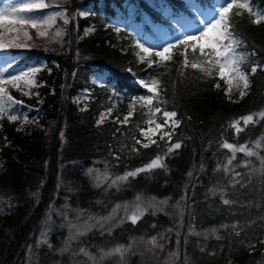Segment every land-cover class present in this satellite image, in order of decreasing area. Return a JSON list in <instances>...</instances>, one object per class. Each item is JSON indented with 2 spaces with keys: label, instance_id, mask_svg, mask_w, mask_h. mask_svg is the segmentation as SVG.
Masks as SVG:
<instances>
[{
  "label": "trees",
  "instance_id": "1",
  "mask_svg": "<svg viewBox=\"0 0 264 264\" xmlns=\"http://www.w3.org/2000/svg\"><path fill=\"white\" fill-rule=\"evenodd\" d=\"M129 1L65 0V44L20 51L18 62L43 58L46 66L34 96L38 111L23 124L6 116L0 120V264L92 260L81 249L95 257L91 264H264V119L254 116L247 126L241 121L240 132L231 126L264 111V21L254 23L246 10L229 15V30L240 42L237 51L246 55L241 67L250 77L247 94L231 102L224 87L217 88L221 79L215 71L209 77L185 67L181 45L170 59L151 66L138 60L132 51L137 35L128 25L117 28L110 22ZM136 1L141 13L157 19L158 11L186 2ZM84 5L91 12L82 17L78 10ZM250 5L264 13V0H250ZM86 26L95 30L86 35ZM186 55L189 63L205 59L199 49L189 48ZM253 66H258L255 73ZM95 73L106 75L104 84L91 82ZM150 80L158 81V95L147 106L139 98L153 94L139 81ZM84 89L93 99L80 109L73 99ZM107 109L111 118L99 122ZM129 110L128 123L113 120ZM167 110H175L180 120L167 144L181 147L169 152L165 142L137 143L151 116ZM257 139L260 147L248 158L237 152L232 159L223 147L255 146ZM158 154L165 167L112 186L116 177L146 166ZM103 168L111 173L100 183L92 172ZM140 194L167 201L166 213L148 210L135 224L120 218L98 223L115 204ZM153 237L156 244L147 247ZM117 245L131 246L123 259H101V249Z\"/></svg>",
  "mask_w": 264,
  "mask_h": 264
},
{
  "label": "rangeland",
  "instance_id": "2",
  "mask_svg": "<svg viewBox=\"0 0 264 264\" xmlns=\"http://www.w3.org/2000/svg\"><path fill=\"white\" fill-rule=\"evenodd\" d=\"M146 1L154 4V0H146ZM28 2H30V0H0V9H7L14 6H20ZM42 2L46 5L45 7L39 9H33L32 12L25 13L24 15L26 17H31L41 21L54 16L55 21L51 25H44L41 28H33L31 27L30 24H23V25L5 24L2 27H0V43L8 45L7 48L0 49V78L10 79L12 76H18L22 73L30 72V70L33 68L39 69V71L30 75L29 79L32 81L30 85L25 86L24 81L20 82L19 88L13 87L11 84L0 85V87L6 88L7 93L11 95L16 101L21 102L18 104H12L5 111V113L2 116H0V120L4 116L9 117V115H15L17 117L16 121H19L21 124H23L29 121L28 116L30 113H32L35 110L38 111L37 110L38 107L34 103V96L37 95L36 88L39 86V80H38L39 73L45 68L46 61L43 58H40V59L27 60L24 62L22 61L18 62L19 57H21L20 51L28 50L31 48H39L43 50H55L63 46L66 42L69 15H68V10L64 4L65 0H42ZM226 2L227 0H212L211 4H205L204 2H199L197 0H186V2L176 10H171L168 8L162 9L160 11L157 10L159 12L158 14H160V12L161 14L157 15L160 16L158 19H155L145 11L141 13L142 8L138 1L130 0L128 2L127 7L125 8L126 9L125 12L121 14H116L114 17H112L110 22H112L117 28H123L126 27L127 25L129 26V28L137 35L135 42L132 44V51L134 55L138 60L149 64L150 61H155V62L161 61L160 58L155 55V52L161 51L168 44L177 45V42L179 40H182L185 35L198 33L200 29L203 27L204 23L211 21L216 16V10L222 5H224ZM90 12H91V7L89 5L81 6L78 10L79 15L82 17L88 15ZM81 13H83V15ZM65 19L68 20L67 23H65ZM13 28L20 29V31L17 32L15 30H11ZM94 30L95 29L93 26H86L84 34L86 35L91 34ZM41 32H43L44 35H41ZM24 33H27V36L24 35ZM57 33L60 34L57 35ZM138 43L143 44L145 47L152 49L153 55L149 57L145 53H143L140 50V48L137 46ZM19 44H23L25 46L17 47L16 45ZM173 50L174 48L169 53L170 58ZM142 56L144 57L143 60H141ZM262 68H264V65L262 66ZM242 70L246 73V71L243 68ZM105 81H106V75L103 73H98V74L95 73L91 76V82L96 85H102L105 83ZM217 84H219V87L217 88L224 87L223 93L226 99L231 102H235L240 100L247 94L250 86V77L248 75L249 86L247 89H244L246 93L244 96L240 95L241 89H238L235 86L236 81H233V86L231 88L230 93L228 91V85L225 80H221V82H218ZM92 99H93L92 92L89 89H84L82 91H79L74 96L73 101L79 107H81L80 109H86L88 108L89 102ZM167 111H175V110H167ZM130 112H131V116H129ZM132 115H133V111L129 110L122 118L117 116L114 117L113 120H116L118 124H123L125 117H128L127 120L128 123ZM111 116H112V111H110L109 109L103 110L100 113L98 121L101 122L102 120V122H105L106 120H109ZM165 119L166 118L163 116V114L151 116L149 120L153 121V124L151 125L152 128H155L156 124H161L164 126L161 129L157 130L156 132H147V135H144L142 134V131H146L149 128V123H148L149 120H148L147 125L141 129L142 136L140 139H138V141H140V144L142 145L148 144L150 146L155 143L165 142V145L169 149L171 145L168 146L167 143L172 139L176 127L179 126L178 125L174 127L173 121H179L180 124V120L178 116H176L175 118L169 119L168 123L165 124ZM241 126L242 124H240V127ZM0 129H1V124H0ZM169 131H171L172 133L170 139L169 137L164 136V133ZM162 136H164L163 139H161ZM152 140H155L156 142L152 143ZM257 142H259L260 145V139L255 140L254 142L255 146H248L247 144H242V145L247 146L248 149H251L252 151L256 152L260 147V146L259 147L256 146ZM242 145H236V146L239 147ZM114 156L116 158L119 157L118 154H114ZM157 156L163 158V155L158 154L153 159H155ZM245 157L248 158L250 156L246 155ZM246 161L247 160L244 159L243 162L241 163H246ZM103 169L104 171L101 169H96V170L94 169L92 172L93 177L96 178L97 181H99L100 183L104 181L108 177V175H110L109 173H111V172L108 173L107 169L105 168ZM137 196L140 197L139 201H137L136 199ZM162 201H163L162 199L153 195H144V194L136 195L131 199L117 203L121 205V208L118 210L115 217H113L110 221L113 222L114 219L116 218H120L122 220L127 219L125 218L126 212L124 205L128 206L127 207L128 215H130L133 212L136 204H140L142 207H146L148 210L154 212L166 213L167 204L160 203ZM117 204H115V206ZM150 205H154V207ZM115 206L112 207L110 214H112ZM173 210L174 209H172L171 212H173ZM110 214L108 215V217L110 216ZM75 233H77V231ZM150 240L151 238H149V240H146L147 247L150 245L149 243H147V241ZM142 243L143 242L141 241V247H143ZM263 243H264V237H263ZM159 248L161 250L163 249L160 246ZM150 252L151 251L148 249V254ZM91 256L93 257V255ZM83 259L86 262L81 261L82 264L94 263L92 260H86L85 257Z\"/></svg>",
  "mask_w": 264,
  "mask_h": 264
},
{
  "label": "snow or ice",
  "instance_id": "3",
  "mask_svg": "<svg viewBox=\"0 0 264 264\" xmlns=\"http://www.w3.org/2000/svg\"><path fill=\"white\" fill-rule=\"evenodd\" d=\"M46 5L42 2V0H30V2L25 3L20 6H14L7 9H0V27H2L5 24L8 25H23V24H30L33 28H41L44 25H51L55 21V17H49L46 20H36L31 17H26L25 13L32 12L33 9H39L42 7H45ZM234 9L238 10H246L249 12L252 16L255 17L254 23L260 24L262 21H264V13L253 11L250 0H227V2L219 7L216 10V16L208 22H205L203 27L200 29V31L196 34H188L183 37L182 40H179L177 42L178 45H181L184 47L185 51V59H184V65L185 67L190 66L193 69H199L201 72H203L207 76H212L213 71H215L221 80H225L228 85V91L231 92V88L233 86V81H236V87L240 90V95L244 96L246 93L244 89H247L248 84V75L242 70L241 65L246 62V55L244 53L238 52L237 48L239 47V41L236 39L235 35L229 30L230 24H229V15L233 12ZM83 15V13H81ZM237 15L242 14L241 12H237ZM68 20L65 19V23H67ZM11 30H15L17 32L20 31V29L13 28ZM60 33H57L59 35ZM24 35L27 36V33H24ZM41 35H44L43 32H41ZM17 47H24L25 45L19 44L16 45ZM140 50L145 53L147 56H152L153 51L152 49L145 47L143 44L137 45ZM176 44H168L166 47H164L161 51L155 52V55L160 58L161 61L168 60L169 53L171 50L176 47ZM8 45L0 43V49L7 48ZM191 48L192 52L195 53L197 49H199V55L201 57H204L205 59L200 62H192L189 63L187 59V51ZM144 57H141V60H143ZM152 63H156L155 61H150L149 65L151 66ZM258 66H253L251 68L252 73H255L257 71ZM39 71V69L33 68L30 70V72L22 73L18 76H12L10 79H3L0 78V85L5 84H11L13 87H20V82L24 81L25 86L30 85L32 81L29 79L30 75L34 74L35 72ZM143 87L147 88L150 93H152V96L147 97H140V101L143 105L151 106L153 105V99L154 96L158 95V81L156 80H150V81H140ZM219 87V84L216 85ZM21 103L20 101H16L11 95L7 93V89L4 87H0V116H2L5 111L12 105V104H18ZM161 109L159 107L155 108V113H160ZM154 113V114H155ZM163 116L165 119V124L168 123V120L171 118H175L177 116V113L175 111H164ZM129 116H131V112L129 113ZM254 116L258 117L259 119H264V111H261L259 113L249 114L244 117H241L239 120H235L232 122V127L236 129L237 132L242 131L240 124L241 121H243V124L247 126L249 123H254ZM10 120H16L17 117L15 115H9L8 117ZM103 119V118H102ZM128 117H125L123 123H127ZM102 122V120H101ZM149 128L146 131H142V134L147 135V132H156L157 130L161 129L164 125L156 124L155 128H152L151 125L153 124V121L149 120ZM174 127L179 125V121H173ZM171 131L164 133V136L171 137ZM164 136L161 137V139L164 138ZM155 140H152V143H155ZM137 143H140V141H137ZM144 147H148V144H144ZM257 147H259V142H257ZM181 147V144L179 142L172 144L170 148L168 149L169 152L179 149ZM224 148L230 149L233 153L232 159L235 158L236 152H245L248 156H254L256 153L252 151L251 149H248L247 146H239L224 143ZM163 158L160 156H157L155 159H153L149 164H147L145 167L136 169L135 171L128 172L123 176L116 177L114 180H112V186H116L117 188L119 185L123 182H126L129 177H135L141 172L146 171H152L156 168H163L165 165L162 163ZM232 160L230 159L228 161V164L230 165ZM227 171L228 169L225 168ZM239 175V173H237ZM137 201L140 200V197L137 196ZM154 199V198H153ZM160 203H167V201H162ZM225 204H229V200H224ZM153 206L154 205H150ZM127 205H124L126 216L125 218L131 220L133 224H135L148 210L146 207H142L140 204H136L133 212L128 215L127 214ZM121 208V205L117 204L115 208L113 209L112 214H110L109 217L102 218L101 221H98L101 225L103 223H107L109 220H111L115 215L117 214L118 210ZM87 230V229H86ZM83 234V233H78ZM43 235V234H42ZM147 243L151 245L156 244V238L153 237L150 241H147ZM162 247V246H160ZM131 246L125 247L124 245H117L116 247L110 249L109 251L105 252L103 249H101V259H104L105 257L109 256H119L121 259H123L125 253L130 251ZM84 255L89 256L90 259L95 260V257H92L85 249L80 250Z\"/></svg>",
  "mask_w": 264,
  "mask_h": 264
}]
</instances>
